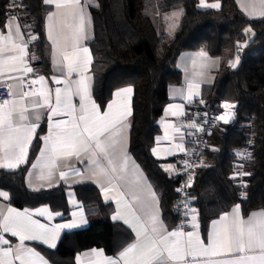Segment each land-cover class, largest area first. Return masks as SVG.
Segmentation results:
<instances>
[{
    "label": "trees",
    "instance_id": "1",
    "mask_svg": "<svg viewBox=\"0 0 264 264\" xmlns=\"http://www.w3.org/2000/svg\"><path fill=\"white\" fill-rule=\"evenodd\" d=\"M91 1L86 9L92 27L87 46L93 57V96L103 108L116 90L132 88L129 152L159 198L166 227L173 230L183 224L177 201L184 179L180 173L169 176L153 157L152 148L161 132L159 119L168 102L167 89L181 83L176 64L186 51L204 50L220 60L216 80L203 88L201 100L219 114L223 103L235 106L233 120L227 124L218 120L208 136L201 165L185 193L188 204L198 211L199 229L206 235L213 220L237 205L243 217L264 210V18L249 19L236 0H207L219 3V9L201 8L198 0ZM48 12L44 0H0V30L9 18H18L25 35L35 37L29 44L30 62L36 73L46 77L51 74L45 33ZM246 28L254 32L248 43ZM235 58L239 64L232 69ZM194 112L195 104L188 107V117L192 119ZM43 135L44 125L25 166L16 171L0 168V190L8 194V204L14 208L47 205L68 214L67 187L35 192L25 185V173ZM244 152L248 154L242 161ZM241 164L244 174L239 177L236 171ZM72 189L88 227L64 233L55 250L33 247L50 264H75L77 254L93 248L115 256L133 240L132 234L111 221L113 206L103 201L96 186L81 183Z\"/></svg>",
    "mask_w": 264,
    "mask_h": 264
},
{
    "label": "snow or ice",
    "instance_id": "2",
    "mask_svg": "<svg viewBox=\"0 0 264 264\" xmlns=\"http://www.w3.org/2000/svg\"><path fill=\"white\" fill-rule=\"evenodd\" d=\"M44 3L54 5L57 10L49 14V21L59 17L62 13L70 15L78 21L77 24L71 26L74 27L72 33L74 42L70 49L67 43L65 44L62 56L69 76L73 72L80 73L81 79L75 82L76 95L86 101L89 99L90 93L84 72L91 64V56L88 48L78 49L76 47V43L84 38L85 15L81 0H44ZM200 6L219 7L218 4L209 5L205 3V0H200ZM173 15L179 14L173 13ZM11 20L15 22V28L13 29L12 23L6 22L5 31L0 33V86H4V80H16L18 84L15 91L13 86L8 84L6 86L7 94L12 98L0 101V168L15 169L27 160V146L38 127L36 123H23L29 119L26 115L29 107L25 103L29 97L38 98L32 101L33 108L47 106L52 115L71 116V121H56L49 136L42 138L49 145L48 166L56 168L57 161L62 159L73 157L80 159L82 156H87L93 165L92 174L102 182L105 193L119 185L128 188L135 202V208L132 204L125 205V212L136 221L137 226L133 227L135 241L125 247L117 258H107L97 264H194V262L199 264L198 258H203V264H264V220L257 221L251 217L247 221L242 220L239 217V205L233 209L231 219L229 214H225L220 218V221L214 222V231L209 234L207 243L203 239H194L196 234L192 231L185 232L182 228L168 230L152 203L143 196L141 180L135 181V188H129L126 180L125 174L129 171L130 158L123 151L121 144L122 131L125 127L122 121L126 115L130 114V109L120 98L130 97L132 89L118 90L115 93L118 100L115 104L108 106L107 112L102 113L93 103L91 111L86 105H82L79 115H77L75 107L71 104L64 105V108L69 111L61 109L62 93L61 89L57 88L55 89V107H53L52 90L44 87V76L33 78L30 82L24 79L26 74L33 73V68L27 66L25 62L27 45L20 42L23 33L18 18L12 17ZM31 38L35 39V37ZM53 42L59 47L58 38H53ZM199 55L201 58L206 57L204 52ZM16 73L19 75H15ZM55 83L61 84L63 81L56 78ZM37 84L40 85L39 88L32 87ZM25 85L28 87L27 91L22 90ZM196 87L195 84L190 85L189 99L192 95L191 89ZM222 106L226 110L235 107L229 102H225ZM232 115V112L227 111L217 119L227 124ZM36 119H39L38 115ZM191 126L195 127V125ZM176 131L179 132L180 129H176ZM117 136L121 139H117ZM118 144H121L119 148ZM75 174L79 175L80 173L76 171ZM59 175L61 179H64L67 173L61 171ZM40 178L44 179V176L41 175ZM148 187L151 201H155V193L151 192L150 186ZM0 197L7 199L8 195L6 192H0ZM117 203L119 204L120 201ZM36 214L41 216L47 214L49 219L53 215L47 209ZM57 215L59 214L57 213ZM141 216L143 223H141ZM120 218L123 217L118 209L113 219ZM192 220V227L198 228L195 223V214L192 216ZM124 222L130 224L128 219H124ZM81 223H86V221L81 220ZM75 226L74 222L49 228L39 221L33 220L28 210L19 212L13 208H7L5 213L0 214V232L18 238L19 243L13 247L11 240L0 235V245L7 246L0 247V264H17V262L19 264H36V259H39L40 264H47L43 258L39 257L38 253L25 246V241L39 240L50 247H55L60 229ZM93 252L97 256L102 254L97 250H93ZM221 256L227 257V259H209Z\"/></svg>",
    "mask_w": 264,
    "mask_h": 264
},
{
    "label": "crops",
    "instance_id": "3",
    "mask_svg": "<svg viewBox=\"0 0 264 264\" xmlns=\"http://www.w3.org/2000/svg\"><path fill=\"white\" fill-rule=\"evenodd\" d=\"M199 5H200V0ZM238 7L240 10L251 20H258L263 19L264 15V0H236ZM91 0H81V4L83 6V11L85 15V25H84V33L83 39H81L78 43H76V47L83 48L86 47L89 49V54L91 56V64L88 66L87 70L84 72V76L87 78V83L89 86V99L83 101L80 99V96L76 95V81L81 79V75L79 72H73L70 76L67 73V68L63 63V56H62V49L65 47L67 43L69 49L71 48L72 43L74 42L72 39V33L74 31L75 24L78 23L70 15L62 13L59 17L54 18L52 21L48 20V16L52 12H56L54 5L45 4L49 8V12L45 18V33L47 40L50 45V66H51V74L46 77L44 75H40L36 73L34 67L32 66L29 58V44L31 41L30 37H27L23 32V29L20 25L21 31L23 33L22 37L20 38V42L26 43L27 45V56L25 57V62L27 66L33 68V73H28L24 77L31 79L36 78L38 76L45 77L44 87L51 89L53 107H55L54 100H55V89H61L62 93V105L61 109L63 111H69V109L64 108L65 104H71L75 107L77 115H79L80 108L82 105H86L89 111H91V106L94 103L99 110L103 112L108 111V106L110 104H115L118 98L115 96V93L118 90L131 88L125 87L116 90L112 98L109 102L101 108L100 105L97 103L93 96V86H94V77L91 71L93 57L90 48L87 46V39L91 35V21L89 14L87 12L86 6L87 4H91ZM207 4H216V3H209L205 0ZM219 4V3H218ZM7 22L13 24V29L15 28V22L8 19ZM54 28V30H53ZM5 29L0 30V33H3ZM51 37V38H50ZM53 38L59 39V47L56 43L53 42ZM206 53V57L201 58L200 53ZM177 70L181 74V83L179 85H172L169 86L167 89V104L165 105L162 115L159 119V126H160V134L155 137L154 146L152 148V155L153 157L161 163L162 169L169 175V176H176L179 174L178 164L176 160L175 162H169L171 159L181 158L183 157L188 149L189 145L186 141L187 136L192 128L191 125L194 124V117H188V107L194 105L196 102L201 101L203 88L212 85L217 76V72L220 68V60L216 57L210 56L206 51L199 50V51H186L180 54L177 59ZM15 75H19L16 73ZM59 78L63 81L61 84H56L55 79ZM3 84H11L13 86V90H17L18 82L16 80H4ZM195 84L197 85L196 88L191 89L192 95L191 99H189V87L190 85ZM33 88H39L40 85H34ZM69 89V91H66ZM132 89V88H131ZM23 90V89H22ZM132 97H133V90L130 97L120 98L127 104V107L130 109V114L126 115L123 119L124 128L122 131V139L117 136V139H121V144L123 147V151L128 155L129 163L128 168L129 171L125 174L126 180L128 183L129 188H135V181L141 180L143 185V196L152 203L155 211L158 213L160 219H162V213L160 208V202L157 194L155 193L153 187L151 186L147 176L140 168L139 164L133 158L131 153L129 152V139H130V131H131V120H132ZM12 98V97H11ZM38 99L37 97H29L25 103L29 107L28 115L29 119L23 121V123H36L38 127L36 128L35 133L32 134V138L30 143L27 146V160L29 156L30 149L36 139L37 132L42 125H44V135L42 138H47L51 130H53V124L60 120H69L71 121V116L68 115H52L51 110L49 107L44 106L40 108H33L32 101ZM175 113V114H173ZM39 116V119H36V116ZM220 121V120H219ZM221 122V121H220ZM224 123V122H223ZM176 129H180L179 132ZM116 135V133H114ZM121 144H118L117 147L119 148ZM179 145V147H177ZM49 145L45 139H41V144L37 155L35 156L34 160L32 161L31 165L28 167L25 173V185L28 190L30 191H42V190H50L53 188H57L60 186L67 187L65 192V198L67 202V206L69 209L68 214H64L62 211H53L47 205L38 206L36 208H24L18 209L14 208L10 204H8V198L4 199L0 197V214L6 212L7 208L16 209L19 212H24V210H28L29 214H31L33 220L39 221L41 224L49 228H54L58 225L62 224H72L75 222V227L72 228H62L59 231L58 238L55 241V247H50L48 244L43 243L39 240L33 241H25V246L29 249H32L34 252L39 254V257L43 258V261H46L47 264H50L49 261L41 255L33 246H40L48 250H55L59 244V241L64 233H70L77 230H83L88 227V221L85 215L84 208L82 204L77 200L74 190L72 189L73 186L81 184V183H91L98 188L100 191L101 197L105 203H109L113 206V214L111 215V221L113 223L121 224L125 228L129 230V232L133 236V240L129 243H133L136 239L135 232L133 231V227H136V221L132 219L131 216L125 212V205L132 204L133 208H135L134 197L132 196L131 192L128 188H124L121 186L115 187L112 191L105 193L103 190L102 182L98 180V177L92 174L91 169L93 165L91 164L89 158L87 156H82L80 159L75 157L71 159H62L57 161V167L51 168L48 166L49 164V156L50 153L48 151ZM155 149V152H154ZM20 164L15 169H7L2 168L6 171H16L21 167L25 166L27 163ZM84 161H88L85 163ZM36 165V167H33ZM64 171L67 173L64 179L60 178L59 173ZM78 171L80 174L76 175L75 172ZM51 173V175H49ZM41 175L44 176V179H41ZM151 192L155 193V201H151V197L149 194V187ZM0 192H4L0 190ZM123 193V195H121ZM8 195V194H7ZM117 201H120L118 204ZM236 207V206H235ZM233 207L230 211L222 214L216 220H213L208 227L206 235H203L201 230L199 229V215L197 209L191 204H187L186 206V215L184 217V221L182 228L185 232L192 231L196 235L194 239L199 238L203 239L205 243H207L209 239V234L214 231V222L220 221V218L225 214H229V218L231 219V215L233 214ZM47 209L51 212L52 218L49 219L47 214L41 216L37 215L39 211H43ZM120 210L122 217L120 219H113V216L117 214V210ZM195 210V212H193ZM57 213L59 215H57ZM195 214L196 221L195 223L198 225V228H193V220L192 216ZM140 215V213H137ZM239 217L247 221L250 217L254 220H264V210H258L251 212L248 216L243 217L241 213V209L239 206ZM124 219H128L130 224H126ZM81 220L86 221V223H81ZM141 223H143V217L141 216ZM164 223V221H163ZM165 224V223H164ZM166 226V225H165ZM169 230V229H168ZM0 235H3L5 238L11 240L12 246L15 247L19 241L16 237H11L8 233L0 232ZM128 244V245H129ZM126 245L125 247H127ZM0 247H7L4 245H0ZM124 247V248H125ZM123 248V249H124ZM122 249V250H123ZM93 250H97V252L102 253L101 255L97 256ZM121 250V251H122ZM120 251V252H121ZM119 252V253H120ZM117 253L115 256H107L102 249L93 248L90 250L83 251L75 256V264H97L99 261H103L107 258H117L119 256ZM210 260H225L227 257H211ZM199 264H203V258H198ZM19 264V262H17ZM36 264H40L39 259H36ZM196 264V262H194Z\"/></svg>",
    "mask_w": 264,
    "mask_h": 264
},
{
    "label": "built area",
    "instance_id": "4",
    "mask_svg": "<svg viewBox=\"0 0 264 264\" xmlns=\"http://www.w3.org/2000/svg\"><path fill=\"white\" fill-rule=\"evenodd\" d=\"M24 79L30 82L29 78L24 77ZM3 85L4 86H0V101H3L5 98L11 99L7 94V85ZM27 90L28 87L25 85L23 91ZM217 117H219V113L211 105L202 100L195 103L193 124L195 127L191 128L186 139L189 149L187 153L177 161L179 173L184 179L180 186L181 195L177 201V211L183 218L186 215V206L188 204V199L185 197L186 190L192 185L196 171L201 165L203 152L208 145V136L218 122ZM189 184L190 186H188Z\"/></svg>",
    "mask_w": 264,
    "mask_h": 264
},
{
    "label": "rangeland",
    "instance_id": "5",
    "mask_svg": "<svg viewBox=\"0 0 264 264\" xmlns=\"http://www.w3.org/2000/svg\"><path fill=\"white\" fill-rule=\"evenodd\" d=\"M216 4H218V3H216ZM209 5H212V4H209ZM219 5V4H218ZM201 7V6H200ZM201 8H212V9H219V7H201ZM245 35L247 36V43L252 39V37H253V35H254V32H253V30L251 29V28H246L245 29ZM244 45V44H243ZM238 64H239V58H235L234 60H233V62H232V64H231V67H232V69H235L237 66H238ZM233 65H235L234 67H233ZM224 104V103H223ZM222 104V105H223ZM221 105V108H222V111H221V113L219 114V116H221V115H223V114H225L227 111H230V112H232L233 113V108L232 109H228V110H226L223 106ZM233 120V115H232V117H231V119L229 120V122H231ZM221 121V120H220ZM221 122H223V121H221ZM247 152H244V153H241L240 154V160H244L245 158H246V156H247ZM240 168H238L237 169V171H236V173H237V175L239 176V177H241L243 174H244V170H243V164H241V166H239Z\"/></svg>",
    "mask_w": 264,
    "mask_h": 264
}]
</instances>
